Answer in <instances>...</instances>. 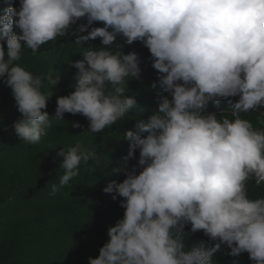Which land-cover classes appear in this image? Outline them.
Here are the masks:
<instances>
[{
    "label": "clouds",
    "instance_id": "9594fccd",
    "mask_svg": "<svg viewBox=\"0 0 264 264\" xmlns=\"http://www.w3.org/2000/svg\"><path fill=\"white\" fill-rule=\"evenodd\" d=\"M97 22L102 26H93ZM68 35H75L73 52L83 59L68 61L78 70L73 90L56 97L50 117L47 104L61 74L52 65L34 74L21 62L22 53L36 55ZM97 38L101 46H82ZM135 42L148 49L157 72L149 85L157 110L123 133L128 151L121 165L104 162L107 176L136 158L122 180L110 179L102 189L122 198L123 215L107 228V241L88 264H217L222 246L232 257L247 253L252 264H264V195H249L250 182L264 186V128L244 116L264 109V0L7 5L0 12V78L19 114L12 124L16 135L38 144L52 118L63 121L65 113L84 116L94 135L129 117L137 100L126 95L127 83L139 79L141 69L137 54L123 49ZM222 100L227 110H208ZM56 155L63 174L51 185V196L80 175L82 164L98 159L95 148L79 142ZM88 170L94 176L98 169ZM196 232L211 246H188L186 237Z\"/></svg>",
    "mask_w": 264,
    "mask_h": 264
},
{
    "label": "trees",
    "instance_id": "16d2710c",
    "mask_svg": "<svg viewBox=\"0 0 264 264\" xmlns=\"http://www.w3.org/2000/svg\"><path fill=\"white\" fill-rule=\"evenodd\" d=\"M9 4L18 6V0H0V12ZM93 26L102 25L97 22ZM74 40L75 35H68L59 38L57 45H43L36 55L29 49L22 53L21 62L34 74L47 72L51 65L61 74L47 104L50 117H54L56 97L73 90L71 86L78 70L68 61L83 59L81 53L73 52L76 50ZM82 46L101 45L97 38ZM123 50L135 52L139 59L141 76L128 81L126 90V95L137 100V106L130 110L131 118L120 120L101 134L94 135L87 130L88 121L84 116L65 113L63 121L52 118L51 127L46 129L40 143L20 141L12 127L19 116L15 101L0 78V264H88V257H96L107 241V228L122 217L123 209L119 205L122 198L117 196L114 200L112 194L102 189L110 179L122 180L124 170L135 164L136 158L124 163L119 174L106 176L101 169L106 158L109 168L122 164L128 151L123 133L134 129L136 119H147L157 110L156 91L149 87L157 79V72L151 66L148 49L135 42L124 45ZM228 108L222 100L219 104H211L208 110L219 113ZM244 116L255 127L264 128V109ZM73 122H78L80 127H72ZM77 142L86 150L95 148L98 159L89 161L88 165L82 164L80 175L51 196V185L58 183L63 174L59 167L62 157L56 153L59 148L67 149ZM90 166L98 169L94 176L88 170ZM249 195H264V186L257 187L250 182ZM201 242L211 246L202 232L189 233L186 237L188 246ZM215 259L217 264H230L234 259L239 264H252L247 253L232 257L225 246L216 253Z\"/></svg>",
    "mask_w": 264,
    "mask_h": 264
}]
</instances>
